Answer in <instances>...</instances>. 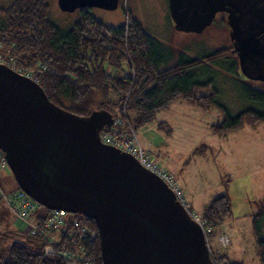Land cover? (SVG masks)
I'll return each instance as SVG.
<instances>
[{"label":"water","instance_id":"95a60500","mask_svg":"<svg viewBox=\"0 0 264 264\" xmlns=\"http://www.w3.org/2000/svg\"><path fill=\"white\" fill-rule=\"evenodd\" d=\"M64 11L116 9L119 0H58ZM227 12L241 72L264 81V0H169L175 29L202 32ZM115 121L100 108L78 115L42 85L0 63V150L28 195L48 209L96 221L103 264H216L203 226L139 159L104 143Z\"/></svg>","mask_w":264,"mask_h":264},{"label":"trees","instance_id":"16d2710c","mask_svg":"<svg viewBox=\"0 0 264 264\" xmlns=\"http://www.w3.org/2000/svg\"><path fill=\"white\" fill-rule=\"evenodd\" d=\"M1 10L0 40L4 43V50L20 63L34 68V79L42 85L48 97L73 113L86 116L94 110L106 108L117 122L123 120L124 123H117L116 127L126 129L129 120L137 129L152 122L160 109L182 99L203 110L220 105L224 116L211 124L212 131L218 134L245 124L264 122L263 89L243 86L242 93L252 104L232 114L219 103L213 77L199 81L194 73L208 64H217L237 74L240 64L233 45L200 57H184L180 48L166 45L148 33L142 22L129 11L125 22L107 25L89 8H80L79 19L68 28H61L50 18L48 0H15ZM226 19L224 14L220 20L228 24ZM123 59H128L130 64L127 72ZM169 62L172 64L162 68ZM240 74L244 76L242 72ZM202 87L210 91L199 93ZM108 104H119V111L106 107ZM129 110L133 111V116L129 115ZM194 152L202 151L196 148ZM0 189L11 192L21 188L17 181L9 188L0 181ZM0 200L3 199L0 197ZM75 214L91 229L98 230L93 218ZM231 214L230 195L227 192L215 194L204 205L202 213L206 225L211 226L208 236H213L219 224ZM263 214L264 204L255 213V222ZM38 217L37 221L41 218L40 213ZM66 233L63 230L61 239L54 243L55 253L45 251L46 239L39 232L13 230L0 233V264H74L72 259L59 252L68 246L69 249L75 248ZM256 233L257 253L264 264V237L259 230ZM74 238L85 246L92 264H103L99 235L80 240ZM212 253L216 264H245L225 253Z\"/></svg>","mask_w":264,"mask_h":264},{"label":"rangeland","instance_id":"374dc122","mask_svg":"<svg viewBox=\"0 0 264 264\" xmlns=\"http://www.w3.org/2000/svg\"><path fill=\"white\" fill-rule=\"evenodd\" d=\"M14 1L0 0V21L1 8L8 7ZM48 2L50 18L61 28H68L79 19L80 8L64 11L60 8L58 0ZM89 10L107 25L125 22L129 11L142 22L148 33L166 45L180 48L184 57H200L215 49L232 45L229 25L220 20L224 14L216 16L211 25L200 33L179 31L175 29L169 14V0H119L116 9L94 6ZM122 64L127 72L130 69L128 59H123ZM171 64L172 62L163 64L162 68ZM240 72V66L235 74L217 64H208L194 73L199 81L213 77L219 103L235 114L252 104L244 97L243 86L264 90V81L250 79L242 76ZM209 91V88L202 87L199 93ZM118 105L108 104L106 107L119 111ZM188 106L191 109L184 108L181 102H174L147 125L137 129L131 125L142 148L151 154L149 159L173 176L184 195L190 214L195 215V219L205 220L202 218L204 205L215 194L227 192L230 195L232 214L219 224L217 230L230 236V244L221 246L216 236H211L212 257L213 251L217 255L225 253L231 259L240 260L245 264H261L256 247V232L259 230L260 235L264 237V214L257 222L254 215L264 204V122L256 126L245 124L241 129L219 137L212 135L208 125L222 119V107L215 104L210 110L203 111ZM193 110L200 113H194ZM128 113L133 116L132 110ZM161 119L169 126L160 124ZM115 120L117 121L116 117ZM169 128H172L171 132ZM203 143L210 147L207 149L201 146ZM196 148H200L202 152L195 153ZM3 167L7 176L4 180L0 179L1 183L6 188L15 186L16 181L9 165L4 164ZM3 202L6 201L0 202V233L13 230L33 231L32 225L25 221L17 225V215L3 208ZM42 207L43 210H48ZM38 215L32 220L37 221ZM87 226L91 231L94 230ZM207 243L209 244L208 241Z\"/></svg>","mask_w":264,"mask_h":264},{"label":"built area","instance_id":"2783aa9c","mask_svg":"<svg viewBox=\"0 0 264 264\" xmlns=\"http://www.w3.org/2000/svg\"><path fill=\"white\" fill-rule=\"evenodd\" d=\"M0 63H3L19 73L34 78L35 69L20 63L14 55L4 50V43L0 40ZM117 123H124L122 120H115L112 127H104L100 131V138L106 144H111L117 148H120L126 152L135 155L139 161L149 170L159 175L176 193L177 198L186 206L184 195L178 185L175 183L173 176L164 170L160 165L152 162L151 157L140 145V141L136 132L129 120L127 121L128 127L126 129H120L116 127ZM0 162L7 164L4 152L0 150ZM0 197L5 200L12 212L20 219L31 223L33 231L39 232L45 239V249L47 252H57L54 245L55 242L61 239L63 230L67 233L69 240H72L75 246L74 250L68 247L62 248L59 252L66 258L72 259L74 264H92L87 257V249L82 243L76 241L89 236L94 238L98 235L96 230L91 231L88 226L81 221L75 214V212L66 211L63 209H48L43 210L42 204L34 200L23 189L14 190L11 192H4L0 189ZM188 209V208H187ZM41 214L39 221L32 220L35 215ZM195 217V215L193 216ZM196 218V217H195ZM38 220V219H37ZM203 226L206 240L209 242L210 237L207 231L211 230V227H207L206 220L196 219ZM41 221V222H40ZM213 236H216L221 246L230 244V236L224 232H215ZM71 248V247H70Z\"/></svg>","mask_w":264,"mask_h":264},{"label":"crops","instance_id":"0c3cea01","mask_svg":"<svg viewBox=\"0 0 264 264\" xmlns=\"http://www.w3.org/2000/svg\"><path fill=\"white\" fill-rule=\"evenodd\" d=\"M174 102H181V103H183L184 104V108H187V109H191V108H189L190 106H188V105H191L192 107H195L196 109H200V110H203V109H201V108H199V107H197V106H195V105H193V104H190V103H188V102H186V101H184V100H182V99H178V100H176V101H174ZM173 102V103H174ZM172 103V104H173ZM171 104V105H172ZM170 105V106H171ZM170 106L169 107H167V108H170ZM163 109H166V108H163ZM163 109H160L158 112H157V114L156 115H160V113H162V110ZM210 110V109H209ZM203 111H208V110H203ZM193 112L194 113H200L198 110H193ZM200 116V115H199ZM198 117V116H197ZM220 121V120H219ZM218 122V121H217ZM160 124L161 123H164L166 126H169L168 125V123L166 122V121H164V120H162L161 119V121L159 122ZM213 124V123H212ZM209 127H210V130H211V133H213L212 135H217V136H219V137H222V135L223 134H226V133H228V132H231V131H235V130H239V129H241L242 127H240V128H238V129H233V130H229V131H227V132H225V133H223V134H218V133H215V132H213L212 131V129H211V125L209 124L208 125ZM252 126H256V125H252ZM169 131L171 132L172 131V128H169ZM202 145H205V147H207V149L210 147V145H208V144H206V143H203V144H201V146ZM4 167H3V165H1L0 164V179H3L4 180V177L5 176H7V174L5 175V173H4ZM248 172H250V171H248ZM2 200H0V202H1ZM5 205L4 206H2L3 208H5V209H7L8 211L9 210H11L10 209V206L8 205V203L7 202H3ZM206 204V203H205ZM12 211V210H11ZM17 217V219H16V222H19V224H17V225H20V223L21 222H24L25 220H22V219H20L18 216H16ZM25 222H27V221H25ZM28 224H30L31 225V223H29V222H27Z\"/></svg>","mask_w":264,"mask_h":264},{"label":"flooded vegetation","instance_id":"af4514ba","mask_svg":"<svg viewBox=\"0 0 264 264\" xmlns=\"http://www.w3.org/2000/svg\"><path fill=\"white\" fill-rule=\"evenodd\" d=\"M221 14H225V15H226V18H227V12H226V11L218 12V13L216 14V16L221 15ZM215 18H216V17H215ZM245 77H246V76H245ZM261 81H263V80H261Z\"/></svg>","mask_w":264,"mask_h":264}]
</instances>
